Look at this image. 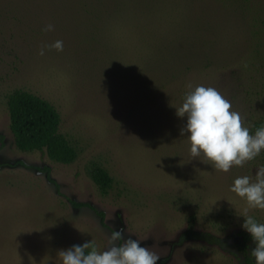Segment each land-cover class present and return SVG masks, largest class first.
<instances>
[{"label":"rangeland","instance_id":"374dc122","mask_svg":"<svg viewBox=\"0 0 264 264\" xmlns=\"http://www.w3.org/2000/svg\"><path fill=\"white\" fill-rule=\"evenodd\" d=\"M57 40L62 52L38 54ZM189 85L219 90L255 133L264 0H0V264H61L60 251L87 241L104 251L121 230L157 264H255L246 205L229 189L254 177L264 151L228 173L191 159L175 114ZM15 90L57 109L73 162L15 146ZM94 167L110 175L106 191ZM248 214L264 223V210Z\"/></svg>","mask_w":264,"mask_h":264},{"label":"clouds","instance_id":"9594fccd","mask_svg":"<svg viewBox=\"0 0 264 264\" xmlns=\"http://www.w3.org/2000/svg\"><path fill=\"white\" fill-rule=\"evenodd\" d=\"M53 30L51 24L44 29L46 32ZM45 49L62 52L63 41L42 45L38 54L43 56ZM175 110L178 118H186L180 134H187L191 159L202 158L203 163L212 165L219 172L242 168L264 151V126L252 134L241 114L234 111L231 102L214 87L196 86ZM229 190L246 205L241 227L255 242L250 254L255 264H264V223H258L248 214L251 209L264 210V166L256 170L254 177H237ZM124 236L123 230L113 231L104 251H98L94 242L87 241L60 251L58 257L61 264H157L159 254L142 247L140 240L124 239Z\"/></svg>","mask_w":264,"mask_h":264},{"label":"trees","instance_id":"16d2710c","mask_svg":"<svg viewBox=\"0 0 264 264\" xmlns=\"http://www.w3.org/2000/svg\"><path fill=\"white\" fill-rule=\"evenodd\" d=\"M7 109L9 130L19 150L45 152L51 160L63 164L75 160L76 150L60 132L61 117L50 102L32 92L15 90L7 98ZM261 126H264V121H255L252 125L253 130ZM90 175L100 190L110 188L112 179L105 169L94 167ZM72 205L89 206L74 201ZM100 215L103 216L102 213Z\"/></svg>","mask_w":264,"mask_h":264}]
</instances>
